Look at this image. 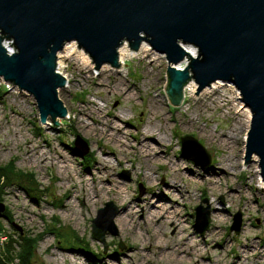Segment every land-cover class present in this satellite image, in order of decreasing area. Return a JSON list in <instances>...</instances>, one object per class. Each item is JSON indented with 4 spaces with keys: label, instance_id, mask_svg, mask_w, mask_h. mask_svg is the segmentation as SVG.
Masks as SVG:
<instances>
[{
    "label": "rangeland",
    "instance_id": "1",
    "mask_svg": "<svg viewBox=\"0 0 264 264\" xmlns=\"http://www.w3.org/2000/svg\"><path fill=\"white\" fill-rule=\"evenodd\" d=\"M73 44L85 52L70 42L59 54L60 71L70 79L69 87L59 92L68 110V116L58 120L62 123L59 126L51 117L41 123L34 98L0 78V166L13 164L33 178L13 179L1 194L0 203L6 210L0 218V257L6 264H21L22 239L29 235L38 240L31 264H145L143 259L156 239L162 249L170 250L166 255L153 251L149 264H264V190L256 173L259 158L253 155L246 161L251 118L247 111L238 110L242 102L236 87L223 82L210 94L199 91V85L196 92L185 87L181 103L173 105L167 92L169 65L165 55L157 52L159 59H155L139 54L124 62L119 58V68L110 66L103 72V67L96 70L94 63L90 68L78 53L66 51ZM186 59L177 67L190 65V58ZM220 97L225 102H219ZM157 108L162 111L153 116ZM87 113L107 125L113 123L110 116H124L126 122L120 125L126 138L117 131L114 138L104 136V126L94 124ZM161 117L168 123L166 131L157 128L166 126ZM147 130L162 135L168 158H159V163L146 160L141 153L139 142ZM77 136L89 146L84 158L75 153ZM184 136L195 137L206 148L212 158L208 168L182 157ZM117 137L132 148L121 146ZM160 151L156 149L150 158L162 156ZM170 162L177 164L181 175L171 170ZM117 185L126 189L125 200L124 195L116 198ZM170 186L182 192L172 189L169 197L179 202L180 226L176 219L168 220V215L159 213L156 205L177 207L163 196ZM108 202L119 208L114 221L118 235L106 236L105 251L92 235V222ZM200 205L211 212L210 224L203 232L195 228V211ZM128 206L137 207L133 223L121 232L117 218ZM219 207L227 212H218ZM238 214L241 230L236 233L231 227ZM55 230L71 236L59 241L52 233ZM206 240L213 241L214 247H204ZM191 241L199 246V253L181 254L183 248L190 251ZM80 244L94 257L81 251ZM247 244H254L257 253L245 254ZM133 248L139 250L134 252ZM207 249L211 261L204 257Z\"/></svg>",
    "mask_w": 264,
    "mask_h": 264
},
{
    "label": "water",
    "instance_id": "2",
    "mask_svg": "<svg viewBox=\"0 0 264 264\" xmlns=\"http://www.w3.org/2000/svg\"><path fill=\"white\" fill-rule=\"evenodd\" d=\"M70 42L90 55L96 70L119 68L125 42L135 52L148 42L167 59L173 105L181 103L192 80L199 91L218 81L234 85L251 112L246 161L259 158L264 180V0H0V78L34 98L43 124L51 117L59 126L58 120L68 116L59 97L67 79L59 72L58 58ZM184 45L197 49L196 57ZM187 57L190 65L177 68ZM181 143L183 158L203 169L211 165L195 137L184 136ZM75 146L81 158L89 153L82 137H76ZM5 210L0 203V218ZM118 211L108 202L92 222V235L105 251L106 236L118 235ZM195 213V228L206 231L210 208L200 205ZM240 230L238 214L231 231Z\"/></svg>",
    "mask_w": 264,
    "mask_h": 264
},
{
    "label": "bare ground",
    "instance_id": "3",
    "mask_svg": "<svg viewBox=\"0 0 264 264\" xmlns=\"http://www.w3.org/2000/svg\"><path fill=\"white\" fill-rule=\"evenodd\" d=\"M184 48H185V50L189 53V54H191V55H196V51H194L193 49V47L191 46V45H185L184 46ZM66 51H69L70 53H78V55H79V57H80V59H82L83 60V62L85 63V64H87L90 68H93V66H94V62H93V60H92V58L89 56V55H87V53H85V52H83V51H81V50H78V48H77V45H75V44H73V45H71V46H69V47H67L66 48ZM139 54H144V55H153V56H155L156 58L155 59H159L158 57V54H157V52H155L154 51V49H152L151 48V46H150V44H146V43H143L142 45H141V47H140V49L137 51V52H135V51H132L131 50V47H130V45H129V43H127V42H125L120 48H119V58H120V60H121V62H124L126 59H128V58H131V57H135V56H138ZM185 60H187V59H185ZM179 65V64H178ZM178 65H176V67L178 66ZM62 68H64V67H62ZM108 68H110V66L109 65H104L103 66V68H102V71L104 72V70H108ZM177 68H179V67H177ZM183 68H185V67H183ZM183 68H179V69H183ZM59 69L61 70V68L59 67ZM61 72V71H60ZM64 76H65V78L67 79V85H66V88L67 87H69V83H70V79H69V77L67 76V75H65V73H62ZM99 84V83H98ZM222 85H224L223 84V82H220V81H218V82H214L211 86H209V87H207V88H205L204 90H203V93H208V94H210V93H213L214 92V90H216V89H220L221 87H222ZM100 86V84L97 86V87H99ZM197 89H198V84L194 81V80H192V81H190L189 83H188V85L186 86V90H190L191 92H196L197 91ZM112 91H114L115 92V90H112ZM125 94L129 97V98H131L132 97V94H130V92L129 91H126L125 92ZM126 96V97H127ZM127 97V98H128ZM239 98V97H238ZM219 102H225V100L223 99V97H220L219 98ZM232 102L234 103L235 102V99H233L232 100ZM238 110L239 111H247L248 112V118H249V120H250V118H251V114H250V112L246 109V107H244L243 105H242V103H240L239 105H238ZM229 110H232V107H229L228 108ZM156 111H155V113L153 114V116L154 115H156V116H159V114H158V112L159 111H162L161 109H155ZM109 114H110V112H107V115L105 116V120L107 119V117L109 116ZM85 116L88 118V119H90V120H92L93 122H94V124H97V125H103L104 126V129H102L101 130V133L104 135V136H106V137H108L109 139L110 138H114L113 137V132L114 131H117V132H119V133H121V135H123L124 137H122V138H126L125 137V135H127V133L126 132H124L123 131V129L121 128V125H120V123H124V122H126V118L124 117V116H120L119 114L118 115H116V116H110L111 117V120H113V123L111 122V124H109V125H107L106 123H102V124H100V118H97V117H93V115H92V113H87V114H85ZM160 120H162V121H164L165 122V124H166V126H159V127H157L158 128V130H160V129H162V128H164L165 129V131L166 130H168V123L166 122V120H165V117H161L160 118ZM89 129V128H88ZM123 133V134H122ZM120 136V135H119ZM122 138H119V137H117L116 138V140H117V143H119V144H121V146H123V147H127V148H132L131 147V144H127L126 142H125V145H123V139ZM163 138H162V135H155V131L154 130H147V131H145V133H144V135H143V138L140 140V142H139V144H140V150H141V153L142 154H145L146 155V160H152V162H155V163H159L158 162V159L159 158H168L166 155H167V153H166V151H165V149H164V146H163V140H162ZM146 149V151H143V150H145ZM156 149H159V150H161L160 151V154L162 155V156H159V155H155L154 157H153V159L152 158H150V157H152V153L156 150ZM104 154V153H103ZM149 156V157H148ZM47 160V159H46ZM110 163V162H109ZM108 163V164H109ZM235 163H238V162H235ZM170 164V167H171V170H177L176 172H177V176L178 175H181V171L177 168V164L176 163H173V162H170L169 163ZM232 165H234L233 163H232ZM103 170L106 172L107 171V165L106 166H104L103 167ZM256 173H257V181H258V183H259V185H260V188L261 189H263L264 190V180H263V178H262V176H261V171H260V167H258V169H257V171H256ZM219 177V176H218ZM174 182H176V181H174ZM217 183H219V181H216ZM175 190V192H177L178 194H182V192H180L179 191V189L177 188V187H174V186H170V187H167V189L164 191V193H163V196H166L167 197V201L169 200V202H173L177 207H169V206H167V205H165L164 203L163 204H161V203H156V205H157V207H158V210H159V213H164V214H166V215H168L167 216V219L168 220H173V221H175V219H176V223L178 224V226H180L179 225V221H180V218H182V215H181V213H180V211H179V202L178 201H176V200H172L171 198H169L170 197V195H171V192H170V190ZM117 199H119V197H121V196H123L125 193H126V189L124 188V187H122V186H118L117 185ZM187 194H189V193H187ZM85 198L87 199V197H86V195H85ZM181 198H182V196H181ZM126 199V196L124 195L123 196V200H125ZM182 205H185V202L183 201V203H181ZM135 208H137V207H135ZM135 208H131L130 206H128V207H125L124 208V210H123V214H122V216H119L118 218H117V222H119L120 223V225H121V232H123V231H125L127 228H129L131 225H132V223H133V211L135 210ZM219 211H221L220 213H224V212H227V209L224 207L223 209L221 208V207H219V209H218V212ZM217 220L219 221L220 220V218H219V216H217ZM216 231V230H215ZM162 243L159 241V240H155V242L153 243V244H151L150 245V247L149 248H151V249H149V250H147V249H145V250H147V252H148V254L147 255H145V257H144V259H143V261L145 262V264H149L152 260L150 259V256H149V254H153V255H155L154 253L155 252H153V251H159L160 253H164V255H166V251L167 250H170V248H168V247H166L165 249H162V245H161ZM189 246H190V251L188 252L186 249H182L181 250V254H187V255H189V254H196V253H199V250H198V248H199V246L197 245V244H195L193 241H191V242H189V244H188ZM162 246V247H161ZM220 246V245H219ZM156 248V249H152V248ZM204 247H207V248H213L214 247V245H213V241H210V240H206L205 241V243H204ZM221 249H222V247H220ZM209 249H207V252H208V255L207 256H205L204 255V257H207V260L208 261H211V254H210V250ZM139 250V248H133V251L135 252V251H138ZM245 254H247V253H251V252H253V253H257V249H256V246L254 245V244H252V245H249V244H247V247H246V249H245V251H243ZM141 264H142V262H141Z\"/></svg>",
    "mask_w": 264,
    "mask_h": 264
},
{
    "label": "trees",
    "instance_id": "4",
    "mask_svg": "<svg viewBox=\"0 0 264 264\" xmlns=\"http://www.w3.org/2000/svg\"><path fill=\"white\" fill-rule=\"evenodd\" d=\"M25 177L33 180V178H31L30 175H28L26 173H22L21 171H18L14 167L13 164L6 165V166H0V202L2 201L1 194L3 192V188L6 187L7 185H9L13 179L21 181ZM0 230H1V227H0ZM52 233L55 234L56 238L59 241L61 239H63L64 237H70L71 236V235L68 236L67 234H64V233H62L60 231H56V230H55V232H52ZM74 237L77 238L76 236H74ZM22 240H23V242L21 244V247L23 250L20 254L18 253L19 258L21 260V264H31L30 260H31V257L35 253V249L37 247V241L38 240L35 238H32L30 235L24 237ZM73 242H75V241H73ZM78 248L81 251H83L87 256L94 257V254L91 251H87V248L85 245L80 244ZM0 264H6V262L2 259V257H0Z\"/></svg>",
    "mask_w": 264,
    "mask_h": 264
},
{
    "label": "built area",
    "instance_id": "5",
    "mask_svg": "<svg viewBox=\"0 0 264 264\" xmlns=\"http://www.w3.org/2000/svg\"><path fill=\"white\" fill-rule=\"evenodd\" d=\"M10 49V48H9ZM11 50V49H10ZM60 67V66H59ZM59 72H60V69H59Z\"/></svg>",
    "mask_w": 264,
    "mask_h": 264
}]
</instances>
